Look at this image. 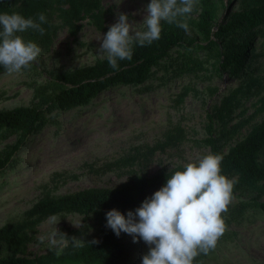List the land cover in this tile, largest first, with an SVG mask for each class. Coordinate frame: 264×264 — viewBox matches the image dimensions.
I'll return each instance as SVG.
<instances>
[{"label":"rangeland","instance_id":"rangeland-1","mask_svg":"<svg viewBox=\"0 0 264 264\" xmlns=\"http://www.w3.org/2000/svg\"><path fill=\"white\" fill-rule=\"evenodd\" d=\"M150 2L103 0L109 10L107 25L111 27L123 13L128 15L130 23L143 30ZM82 24L76 35L66 27L60 28L50 49L40 47L39 56L29 68L0 74V109L30 105L34 101V86L45 82L52 69H74L106 56L100 55V45L107 32L98 30L89 19ZM257 40L260 54L264 35ZM198 54L204 58L205 50L200 49ZM253 67L264 76V55L258 57ZM165 71L163 67L159 69L148 89L113 87L101 92L88 105L50 114L49 123L31 136L0 170V227L8 221L22 219L25 211L46 192L59 195L89 187H115L132 175L154 174L203 157L211 153L210 147L203 143L210 126L227 151L264 115L257 111L258 95L245 98L230 116L224 117L217 111L225 95L222 93L237 86L241 78L214 74L212 66L197 75L175 76L173 69L165 75ZM186 86L191 91L180 101L179 93ZM215 87L219 90L212 93ZM15 139L12 136L0 141V154ZM156 145L160 148L153 149ZM61 172L66 176L55 175ZM252 198L248 193L233 197L230 211L238 218L227 224L215 248L201 264H264V212L250 207L242 214L238 212L241 203ZM260 200L264 201V196ZM138 207L121 213L127 216L129 210L135 212ZM52 217L39 226L26 255L45 253L50 246L47 240L41 243L40 237H46L56 228L61 233L80 229L76 237L81 239L102 236L96 215L85 219L79 213L59 214L55 215L57 224L51 221ZM128 238L134 236L129 234ZM67 241L66 237L61 246ZM149 250L150 246L141 250L139 258Z\"/></svg>","mask_w":264,"mask_h":264},{"label":"trees","instance_id":"trees-1","mask_svg":"<svg viewBox=\"0 0 264 264\" xmlns=\"http://www.w3.org/2000/svg\"><path fill=\"white\" fill-rule=\"evenodd\" d=\"M108 12L103 0H0V13H20L33 19L40 13L46 15L47 23L42 25L44 35L33 29L18 34L47 51L60 28L66 27L76 35L85 19L98 30L107 32ZM179 19L188 23L187 32L176 24L162 22L160 39L151 45H133L132 59L118 61L119 70L110 67L106 56L74 69H52L45 82L34 86V101L30 105L0 109V141L16 136L15 142L0 154V170L31 136L49 123V115L54 111L59 113L88 105L101 92L117 86L148 89L161 67L166 69L165 75L173 69L175 76H181L197 75L212 66L214 74L227 73L241 78L237 86L222 93L225 95L217 111L224 117L230 116L245 98L258 95L257 111L264 112V76L253 67L258 57L264 55V49L260 54L257 52V38L264 35V0H198L193 13ZM200 49L205 50L204 58L198 54ZM5 72L0 65V74ZM218 90L215 87L212 93ZM190 91L191 87H184L179 93L180 101ZM203 143L210 147L211 153L223 156L222 174L236 180L233 197L245 193L254 196L243 201L238 212L242 214L248 207L264 212V201L260 200L264 196V115L227 151L211 126ZM157 148L160 146L153 149ZM183 167L177 165L154 174H135L115 187H89L59 195L46 192L25 211L22 219L8 221L0 227V264H142L138 253L149 245L139 238L134 242L125 232L117 236L106 226L105 213L114 208L121 212L141 206ZM55 175L66 176L63 172ZM65 213L83 214L85 219L96 215L101 223V238L81 239L76 237L80 229H70L63 233L68 240L64 246H50L45 253L33 257L26 255L39 226L49 217ZM223 215L226 224L238 218L230 211V205ZM72 237L82 240L84 246L74 248ZM94 240L98 243H92ZM210 251L199 254L194 264L206 260Z\"/></svg>","mask_w":264,"mask_h":264},{"label":"clouds","instance_id":"clouds-1","mask_svg":"<svg viewBox=\"0 0 264 264\" xmlns=\"http://www.w3.org/2000/svg\"><path fill=\"white\" fill-rule=\"evenodd\" d=\"M197 3L198 0H151L143 30L130 23L127 14H119L102 38L100 55H106L110 67L119 70L118 61L132 59L133 45H151L160 39L162 22L176 24L187 32L188 23L179 18L191 15ZM45 23L43 13L36 19L20 13H0V65L8 73L29 68L41 52L37 43L25 41L18 33L33 29L44 35ZM222 160V155L209 153L187 163L135 212L129 210L125 216L115 208L108 211L106 226L117 236L125 232L134 236V242L139 238L150 246L142 264H194L199 254L215 248L227 228L223 213L233 199L236 180L222 174ZM51 221L57 224L59 220L53 216ZM65 239V234L56 228L46 237L41 236L40 242L47 240L49 246H57ZM71 243L74 248L84 246L76 237Z\"/></svg>","mask_w":264,"mask_h":264}]
</instances>
